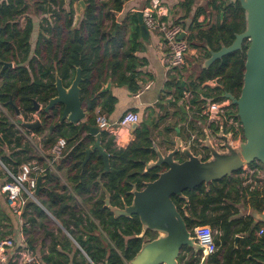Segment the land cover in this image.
I'll use <instances>...</instances> for the list:
<instances>
[{"label":"trees","instance_id":"obj_1","mask_svg":"<svg viewBox=\"0 0 264 264\" xmlns=\"http://www.w3.org/2000/svg\"><path fill=\"white\" fill-rule=\"evenodd\" d=\"M73 1L69 0L66 9L64 0H0V106L9 115L0 114V163L15 173L21 164L34 159L44 170L36 197L61 227L55 232L45 230L49 244L39 258L40 264H125L143 242L157 234L147 230L139 237L142 228L138 216L115 217L105 204L106 194L110 205H128L133 185L142 189L144 182L154 180L164 169L151 167L145 171L146 164L155 158L151 146L160 119L148 116L140 121L133 131L134 139L125 147L116 146L113 137L102 132L100 141L109 155L108 170L96 149L84 164L83 160L85 149L95 140L87 132L88 127L95 125L96 110L109 114L117 101L109 91H101L103 85L111 79L131 94L137 92L140 68L146 60L135 53L144 49L145 42L137 12H130L122 19L116 16L129 0H82L85 6L77 23L73 21ZM195 2L178 3L185 12L184 18L190 17L188 24L181 18L178 21L191 30L190 45L199 50L204 60L209 56L207 47L219 50L230 45L235 34L244 30L246 20L238 0H209L205 6L193 8ZM31 8L34 16L38 12L52 15L53 23L38 27L32 15L20 25L19 19ZM208 14L214 15V22H207ZM201 15L202 22L198 20ZM117 22L120 26L112 34ZM247 46L245 42L241 49L222 56L208 67H202L201 62L197 76L189 81L170 77L165 83L168 90L165 98L171 94L167 100L175 107L178 122L166 130L182 124L181 130L186 122V93L195 118L201 117L199 112L209 101L223 99V93L239 95ZM6 62L14 67H4ZM77 67L81 69L80 99L86 118L72 124L53 121L57 111L61 115V108H53L51 116L36 111L33 101L43 107L56 95V76L68 87ZM211 80L216 84L214 87L205 84ZM14 107L25 121L37 113L41 125L21 131ZM232 108L238 118L236 106L232 104ZM130 110L137 112L136 108ZM44 131L48 134L42 139L43 148L35 153L24 134L43 135ZM58 138H64L66 146L58 159L52 161L48 152ZM49 162L55 170H51ZM255 164L264 167L256 162L250 166ZM241 172L211 182L208 188L201 185L185 190L186 200L172 196L187 227L208 225L214 231L217 246L216 252L203 261L200 252L183 247L179 263L264 264V223L252 214L240 215L238 207L242 203L251 213H264V182L251 187L253 180L248 182L249 175L240 176ZM23 215L29 226L44 227L42 221L47 214L36 202L29 200ZM12 229L9 215L0 206V238L11 236ZM261 229L262 233L258 234ZM31 245L29 240L27 246L32 248Z\"/></svg>","mask_w":264,"mask_h":264},{"label":"water","instance_id":"obj_2","mask_svg":"<svg viewBox=\"0 0 264 264\" xmlns=\"http://www.w3.org/2000/svg\"><path fill=\"white\" fill-rule=\"evenodd\" d=\"M238 1L245 15L244 30L236 33L228 46H222L219 50L207 47L209 56L202 61L201 66L208 67L215 60L241 49L243 44L248 42L240 93L238 96L223 93V98L229 99L236 106L243 140L232 142L230 133L224 134L220 131L217 137L221 141V150H218L214 148L211 136L205 133L202 139L194 138V142L199 144L198 151L207 152L204 157L193 150V137L186 142L182 140L180 124H178L175 127V140H165L169 148L161 149L154 141L152 142L151 148L155 158L146 164L145 171L151 167H164L157 177L152 181L144 182V187L140 190L133 185L130 191L131 202L124 207L110 205L109 195L106 194L105 204L115 217L138 216L142 228L139 237L147 230L157 234L154 239L143 242L135 255L125 264H179L178 258L183 247L200 252L201 246L192 235V230L187 227L172 196L186 200L183 194L185 190H192L201 185L208 188L211 182L230 177L254 162L264 166V0ZM79 4L83 10L84 2L79 0ZM137 15L141 38L146 41L149 31L143 23L142 11H137ZM119 26L120 22H117L112 34ZM182 36L183 33L179 35V38ZM12 66L11 62L4 63V67ZM81 80L79 67L76 68L75 76L68 87H65L62 80L56 76V95L43 107L33 101L34 109L48 114L55 106H60V122L78 124L83 121L86 113L80 99ZM106 88L108 87L103 85L101 91H106ZM14 108L16 116H19V110ZM16 123L30 130L41 125L40 120L31 122L18 119ZM138 127L139 123H132L130 131L133 132ZM87 134L93 136L95 140L92 146L85 149L83 164L96 149L103 158L105 170H108L109 155L101 145L100 130L95 125L90 126ZM40 181L41 174L36 177L35 196L39 193ZM36 203L48 216L52 217L38 200ZM186 207L185 204L182 207L183 210H186ZM253 217L264 223V213H254ZM59 227H61L60 224Z\"/></svg>","mask_w":264,"mask_h":264},{"label":"built area","instance_id":"obj_3","mask_svg":"<svg viewBox=\"0 0 264 264\" xmlns=\"http://www.w3.org/2000/svg\"><path fill=\"white\" fill-rule=\"evenodd\" d=\"M141 11L143 23L146 25L148 31L157 34L160 39L164 52L162 63L166 71H170L173 74L179 73L186 65V55L191 47L188 40L191 30L169 14V10L162 3V0H150L149 4ZM200 17L198 20L202 22L204 18ZM207 22L210 23L209 18H207ZM181 33H183V36L179 38ZM151 83V81H148L143 84V87L139 88L135 94L140 95L143 90L150 87ZM212 83H215L214 80L207 81L205 84L211 86ZM186 94L188 98L189 94ZM190 107L186 99V108L189 109ZM199 116L210 122L220 124V126L222 124L229 125L234 132V134L229 132L232 142L241 141V123L239 118L236 117L229 99L223 98L209 101L199 112ZM132 123H139V115L131 110L125 111L113 123L103 113H98L95 118V126L98 127L101 133L105 132L109 136H112L114 144L119 137L116 129L119 127L130 128ZM220 143V139L216 138L213 140V144L215 145L220 146ZM65 146V139L58 138L49 150L53 158L52 161L58 159ZM49 165L50 168H53L52 162H49ZM247 167L245 166L244 168ZM4 171L5 179L0 183V192L6 195V201L18 220L25 224L26 222H23L25 207L29 200L37 201V197L34 195L36 177L42 174L44 170L32 164V162H28L21 164L15 173L10 172L6 168H4ZM249 172H251L250 169ZM248 182H252V180L249 179ZM191 230L196 242L201 246L200 254L202 261L206 256L216 252L217 246L214 242V231L208 225L195 226ZM261 233L262 229L258 234ZM23 243L16 244V241L11 236L0 238V264H40V260L34 256L32 248Z\"/></svg>","mask_w":264,"mask_h":264},{"label":"crops","instance_id":"obj_4","mask_svg":"<svg viewBox=\"0 0 264 264\" xmlns=\"http://www.w3.org/2000/svg\"><path fill=\"white\" fill-rule=\"evenodd\" d=\"M163 1L166 3L167 8L169 10V14L172 17L181 18L182 22L188 24L190 17L184 18L185 12L178 5V3L182 0H163ZM149 2L150 0L126 1L124 3L122 10L116 16L117 18L122 19L130 12H137L139 10H142L145 6L149 4ZM197 5L201 6V2L199 0H196L193 8H195ZM203 17L204 16L202 15V17L200 18ZM212 17H214V15H212ZM35 42L36 40L34 41V46H35ZM144 42H145L144 49L142 51L135 53L138 57L144 58L146 60V64L140 68L141 74L138 80V84H139V88H142L143 84L147 83L148 81H151L152 83L150 87L143 90L140 95H136L135 93L131 94L126 89V87L115 85L111 81V79H108V81L104 84V86L108 87L106 88V90L109 91L112 95H114L117 101L114 106V110L106 115L108 117V120L113 123L116 122L125 111L130 110L132 108H136L137 109L136 113H138L139 115V122L143 121L148 116H150L152 119H155L157 121L160 119L158 122V127L154 130L161 129L163 125L167 127H171L168 125L173 124L174 122H178L177 121L178 119L176 120V117L178 115L176 114L175 107L170 105L169 101H167V99L171 97V94H169L165 98V93L168 92V90L165 89V83L170 79L171 76H175L176 78H179L180 73L173 74L170 71L169 72L166 71L162 63V57L164 52L162 45L160 43V39L157 34L149 32L148 39ZM198 55H199L198 49L191 46L188 52V58L186 60L190 62L191 59V61L193 60V63H195V59L198 57ZM182 79L186 81V79L184 78ZM184 99L185 100L187 99V94H185ZM159 104H161L162 106H159ZM186 110L187 109L185 107L184 111L188 113ZM96 113H100L99 108L96 110ZM165 114L167 115L165 116ZM172 119L174 120L171 123ZM180 126H182V124ZM172 130H175V128ZM116 132L119 134L117 142L115 143V145L118 147H125L134 139V134L133 132L130 131V128L128 127H119L116 129ZM82 134L84 135L85 133ZM180 136H181V130H180ZM168 137L164 135L165 138L163 139L164 141H162V143L158 145L161 149L169 148V145L165 142V140H173V139H169ZM175 137H176V132H175ZM182 140L186 142L184 139ZM247 168L243 170L241 173L249 175L250 180H252L251 175L254 172L256 174H260L261 176L264 175L263 171H260L255 165H251V166L248 165ZM249 169L251 170V172H249ZM253 180L254 181L251 187L261 183L260 180L258 181L256 179ZM248 214L253 215L254 213H251L250 209L247 207L246 213L241 215L246 216ZM179 264H182V262H180Z\"/></svg>","mask_w":264,"mask_h":264},{"label":"rangeland","instance_id":"obj_5","mask_svg":"<svg viewBox=\"0 0 264 264\" xmlns=\"http://www.w3.org/2000/svg\"><path fill=\"white\" fill-rule=\"evenodd\" d=\"M64 1L65 2H64L63 7L68 9L69 8V0H64ZM199 1L201 2L202 6H205L209 0H199ZM32 3L33 2L31 1V4ZM162 3L164 5H166V3L163 0H162ZM72 7L74 9L73 21H74V23H77L81 17L80 16L81 7L79 4V0H74L72 3ZM33 11H34V9L31 8L29 10V12L26 13V15L22 16L19 19L20 25L24 24L27 17H31L34 14ZM33 17H35L37 19L36 23L38 24V27H39V24L46 25L47 23H50V22L53 23V21H54L53 16L50 14H40L38 12V13H36L35 16L33 15ZM208 17H209L210 23H212L215 20V18L212 17L211 14H208ZM177 19L179 20L180 18H177ZM183 23L185 24V22H183ZM198 54L199 55L195 59V63H193V60L191 61L190 58H189L190 62L188 60H186V65L179 72L180 73V75H179L180 79L184 78V79L189 81L191 78H194L195 76H197V74L199 72V65L203 61L201 58L202 57L201 53H199V51H198ZM187 58H188V54L186 55V59ZM12 67H14V66H12ZM215 85H216L215 83H212V85L210 87H214ZM186 111L188 112L187 113V119H186L185 124H183V127L181 128V136H182V139H184L185 141H188L189 139H191L194 136H198V137L200 136V125H195V123H193L196 113L194 111H190V108L187 109ZM0 114H3L5 116L9 117L7 111L4 108H2L1 106H0ZM16 118L21 119L22 121H25L23 119V117L20 115ZM10 119L13 120L14 118L10 117ZM177 119H178V116L176 117V120ZM36 120H41V118H39L37 113H34L32 115L31 120H29V121L34 122ZM56 120H57V116H55L53 118V121H56ZM173 120L174 119H172L171 123L173 122ZM173 124H170L168 126H172ZM18 127L21 131L26 129L20 125H18ZM165 127H167V126L163 125L161 127V129H157V130L153 131V141L157 145H159L160 143H162V141H164L163 140V139H165L164 135H166L167 137L169 136L168 137L169 139L175 140V138H176L175 137V130H166ZM46 134H48V131H44L43 135H37L33 132H29L28 134H24V137H25L26 141L29 142L30 146L34 149V152L39 153L41 151V149L43 148L42 139L45 137L44 135H46ZM198 146H199L198 143L193 142V145H192L193 150L198 151L199 150ZM31 161H32V164H35L39 168L41 167V165L37 164V162L34 159ZM257 168L260 171H263V173H264V167H257ZM245 169L246 168H243L242 171ZM51 170H55V169L52 168ZM4 172H5L4 167L0 163V183L5 179V173ZM239 175L245 176V174H243V173H240ZM253 179H256L257 181L260 180V182L262 183V182H264V175L261 176L260 174H255L252 177V180ZM3 200H4V202H3ZM0 206H2L4 208L5 212L9 215V217L12 221L13 234L11 235V237L16 241V244H21L23 242L27 244L29 242V240H31V243H32L31 247H32V250L34 251V256L38 259L41 258L43 253H45L47 251V248H48L47 245L49 244V238L45 235V230L55 232L57 230V228L59 227V224L57 223V221L54 218H52L51 216L47 215V217L42 221L44 227H42L39 224L29 226V224L26 222V217L23 216V222L24 223L26 222V223L25 224L21 223L18 220V218L16 217V215L13 213L11 208L9 207V205L6 201V195L1 193V192H0ZM84 207L87 208L86 206H84ZM238 207L240 209V215L246 213V211H247L246 206H243V204L241 203L238 205ZM1 229L4 230L6 228L2 227ZM181 253H184V251H182Z\"/></svg>","mask_w":264,"mask_h":264},{"label":"flooded vegetation","instance_id":"obj_6","mask_svg":"<svg viewBox=\"0 0 264 264\" xmlns=\"http://www.w3.org/2000/svg\"><path fill=\"white\" fill-rule=\"evenodd\" d=\"M54 108H57V110H59L60 106H55ZM51 113H53L52 110H50L49 114L48 115L46 114V116H51ZM51 118L52 117H50L49 120H51ZM59 118H60V115H59V113L57 111V119L59 120ZM193 123H195V125H200V136H199V138L202 139L204 137V134L208 133L212 137V144H213V140L214 139H216V138L219 139L217 137V134L220 133V131H222L224 134H227L229 132L234 134V132L231 130V127L229 125L222 124V126H220V124H216V123L210 122V121L206 120L203 117L195 118ZM196 137H198V136H194L192 138V142L195 141L194 138H196ZM240 140L241 141L243 140V135H241ZM213 146H214L215 149L221 150V147L219 145L213 144ZM197 152L201 153L204 157L206 156V153H207V152L204 153V151L203 152L197 151ZM122 207H124V206H122Z\"/></svg>","mask_w":264,"mask_h":264}]
</instances>
